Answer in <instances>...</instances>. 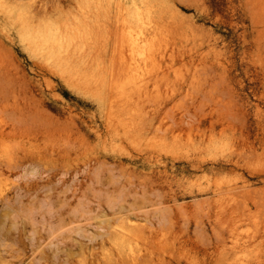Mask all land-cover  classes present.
I'll return each instance as SVG.
<instances>
[{"label":"rangeland","instance_id":"rangeland-1","mask_svg":"<svg viewBox=\"0 0 264 264\" xmlns=\"http://www.w3.org/2000/svg\"><path fill=\"white\" fill-rule=\"evenodd\" d=\"M0 84V264H264V0H0Z\"/></svg>","mask_w":264,"mask_h":264},{"label":"bare ground","instance_id":"bare-ground-1","mask_svg":"<svg viewBox=\"0 0 264 264\" xmlns=\"http://www.w3.org/2000/svg\"><path fill=\"white\" fill-rule=\"evenodd\" d=\"M19 20L23 22L20 14ZM22 30L23 28H19L20 32ZM30 115L31 113L19 104L17 96L12 99L9 88L0 84V140L5 134H23L27 129L24 118Z\"/></svg>","mask_w":264,"mask_h":264}]
</instances>
